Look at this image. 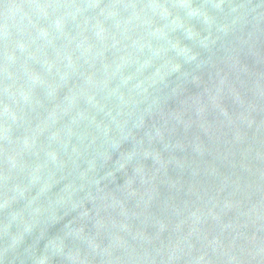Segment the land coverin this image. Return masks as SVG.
Masks as SVG:
<instances>
[{"label": "water", "instance_id": "water-1", "mask_svg": "<svg viewBox=\"0 0 264 264\" xmlns=\"http://www.w3.org/2000/svg\"><path fill=\"white\" fill-rule=\"evenodd\" d=\"M0 264H264V0H0Z\"/></svg>", "mask_w": 264, "mask_h": 264}]
</instances>
